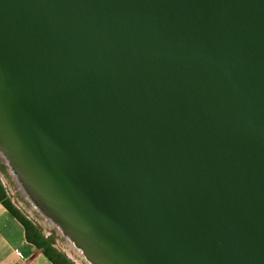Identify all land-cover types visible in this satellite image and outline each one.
I'll return each instance as SVG.
<instances>
[{
	"label": "water",
	"instance_id": "water-1",
	"mask_svg": "<svg viewBox=\"0 0 264 264\" xmlns=\"http://www.w3.org/2000/svg\"><path fill=\"white\" fill-rule=\"evenodd\" d=\"M0 154L85 264H264V0H0Z\"/></svg>",
	"mask_w": 264,
	"mask_h": 264
},
{
	"label": "rangeland",
	"instance_id": "rangeland-1",
	"mask_svg": "<svg viewBox=\"0 0 264 264\" xmlns=\"http://www.w3.org/2000/svg\"><path fill=\"white\" fill-rule=\"evenodd\" d=\"M0 181L6 190L7 197L15 207L34 222L40 228L45 237L53 238L54 246L57 250L64 253L74 264H85L80 251L77 250L55 226L45 220V218L33 207V204L25 197L17 183L18 181L15 175L12 173L1 154Z\"/></svg>",
	"mask_w": 264,
	"mask_h": 264
},
{
	"label": "crops",
	"instance_id": "crops-1",
	"mask_svg": "<svg viewBox=\"0 0 264 264\" xmlns=\"http://www.w3.org/2000/svg\"><path fill=\"white\" fill-rule=\"evenodd\" d=\"M0 264H51L41 250L26 241L23 227L9 215L1 203Z\"/></svg>",
	"mask_w": 264,
	"mask_h": 264
},
{
	"label": "trees",
	"instance_id": "trees-1",
	"mask_svg": "<svg viewBox=\"0 0 264 264\" xmlns=\"http://www.w3.org/2000/svg\"><path fill=\"white\" fill-rule=\"evenodd\" d=\"M0 203L7 210L9 215L23 227L26 241L35 248L41 250L51 264H74L64 253L55 248L53 238L45 237L40 228L15 207L7 197L6 190L1 181Z\"/></svg>",
	"mask_w": 264,
	"mask_h": 264
},
{
	"label": "bare ground",
	"instance_id": "bare-ground-1",
	"mask_svg": "<svg viewBox=\"0 0 264 264\" xmlns=\"http://www.w3.org/2000/svg\"><path fill=\"white\" fill-rule=\"evenodd\" d=\"M18 183V182H17ZM18 185H19V187H20V189L23 191V193H24V195H25V197L30 201V199H29V197L27 196V194L25 193V191L22 189V187L20 186V184L18 183ZM31 202V201H30ZM33 207L42 215V213L36 208V206H34L33 205ZM43 216V215H42ZM44 217V216H43ZM45 218V220H47L51 225H53V223L50 221V220H48L46 217H44ZM73 246H74V244L73 243H71ZM75 247V246H74ZM78 250V249H77ZM81 253V252H80ZM84 260H85V258H84ZM88 263V262H87Z\"/></svg>",
	"mask_w": 264,
	"mask_h": 264
},
{
	"label": "built area",
	"instance_id": "built-area-1",
	"mask_svg": "<svg viewBox=\"0 0 264 264\" xmlns=\"http://www.w3.org/2000/svg\"><path fill=\"white\" fill-rule=\"evenodd\" d=\"M17 253H18V255H19V256H21V257H22L21 253H19V252H17Z\"/></svg>",
	"mask_w": 264,
	"mask_h": 264
}]
</instances>
